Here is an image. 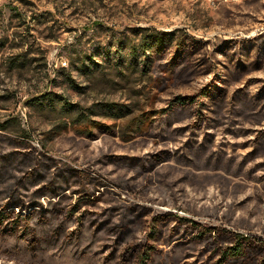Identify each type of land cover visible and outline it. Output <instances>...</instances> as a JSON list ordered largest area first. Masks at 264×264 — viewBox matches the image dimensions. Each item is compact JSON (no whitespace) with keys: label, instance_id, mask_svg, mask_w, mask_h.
I'll return each mask as SVG.
<instances>
[{"label":"rangeland","instance_id":"1","mask_svg":"<svg viewBox=\"0 0 264 264\" xmlns=\"http://www.w3.org/2000/svg\"><path fill=\"white\" fill-rule=\"evenodd\" d=\"M46 184L0 264H264V0H0V215Z\"/></svg>","mask_w":264,"mask_h":264},{"label":"trees","instance_id":"2","mask_svg":"<svg viewBox=\"0 0 264 264\" xmlns=\"http://www.w3.org/2000/svg\"><path fill=\"white\" fill-rule=\"evenodd\" d=\"M162 36H172L175 35V33H162L160 34ZM159 36L158 38H156L158 41H156L155 44L160 48V46L162 47L163 42H164V37ZM152 47V45H151ZM130 53L127 54L126 53V48L122 43H118L117 45V49L114 52H111L110 48L108 47L107 49L103 50V49H96L95 51H91V53L86 57H84V60L86 58L88 62L87 65V72H93L96 70V67L103 65L105 63H108L109 65L112 66H117L119 68H126V69H132L134 68L136 62L134 60V57L131 55L132 52H135V50H129ZM127 54V55H126ZM96 56H98L100 59L97 60ZM82 69V68H80ZM83 70V69H82ZM85 70V69H84ZM86 72V70H85ZM45 98L52 96L50 93H47L44 95ZM40 101V100H39ZM37 191L34 193L33 196L30 197V201H27V195L29 193V191H22L21 187H19L17 189V192L15 193V196L13 198H11L10 200L11 203H6L5 204V213H2L0 215V231H6L9 229V231H15L18 230L19 226L24 223L25 227L24 230L27 232L28 230L31 232L33 229V223L35 221V217L38 215L39 219L46 221V217L45 215H47V210L44 208V202L39 199L37 196L38 195H44L45 193V189L47 188H51V184H46L44 186L41 187H37ZM52 194L53 195H57V196H53L55 199V202H58L59 199L64 198V195L61 198V195L58 196L59 192L57 191L56 187L52 188ZM97 194L100 195L102 193V191H100V187H97ZM96 192L92 195L95 196ZM84 196V195H83ZM87 198V200H89L90 203H94L96 200L99 199V196H95L94 198L90 199V195H85ZM50 204L51 201H48ZM43 203V205H42ZM8 204V205H7ZM81 200H79L76 205L72 206L71 209H69L67 211V219L69 218H73L75 216V214H77L81 208ZM16 208H22L24 211H27V213L24 215L23 213H15V209ZM39 210V211H36ZM81 212V211H80ZM169 216V215H168ZM168 216H162L160 217V219H166ZM169 218V217H168ZM49 221V219H48ZM10 222L9 225H7L6 223ZM103 225V224H102ZM86 225H85V216L83 213H81V215H79V233L81 234V232L85 229ZM104 226L100 225V230H103ZM199 228V227H198ZM207 231H209V233L211 232V229H204L202 232V234H206ZM118 239L116 240L117 242H120L121 240H123L125 238V234L122 231H119L118 233ZM76 241H78V237H76ZM72 242L73 241H69ZM250 244H252V242L250 243V238L249 237H244V236H240L239 238L236 236L235 237V247L228 250V254L230 255H235V256H240L243 255L244 252H246V248L248 246H250ZM257 244L260 247H264V241L263 240H258ZM155 246L151 245L150 243L146 244L142 249H140L137 253V257L138 260L140 261L139 264H148L149 260L153 254V252L155 251ZM129 252V251H127ZM116 255V252L113 253L110 258H114V256ZM264 262V259H263ZM262 262V263H263Z\"/></svg>","mask_w":264,"mask_h":264}]
</instances>
